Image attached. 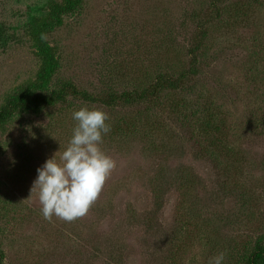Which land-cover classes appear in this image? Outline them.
Listing matches in <instances>:
<instances>
[{
  "label": "rangeland",
  "instance_id": "obj_1",
  "mask_svg": "<svg viewBox=\"0 0 264 264\" xmlns=\"http://www.w3.org/2000/svg\"><path fill=\"white\" fill-rule=\"evenodd\" d=\"M65 1L0 0V108L37 84L40 39L56 66L33 92L43 98L66 84L91 97L140 90L187 71L192 53L199 68L143 103L67 98L0 126L1 264H208L221 251L223 264H245L264 248V0H84L43 35ZM84 106L108 114L100 147L116 167L85 216L46 220L36 170L59 161ZM207 118L222 123L236 165L210 145ZM180 172L192 178L181 189Z\"/></svg>",
  "mask_w": 264,
  "mask_h": 264
},
{
  "label": "clouds",
  "instance_id": "obj_2",
  "mask_svg": "<svg viewBox=\"0 0 264 264\" xmlns=\"http://www.w3.org/2000/svg\"><path fill=\"white\" fill-rule=\"evenodd\" d=\"M76 122L71 138L57 161L49 158L37 168L31 194L37 193L44 219L53 216L65 221L85 216L97 200L116 162L100 147L111 131L109 116L98 108L81 107L72 113ZM226 253L219 252L208 264H223Z\"/></svg>",
  "mask_w": 264,
  "mask_h": 264
},
{
  "label": "trees",
  "instance_id": "obj_3",
  "mask_svg": "<svg viewBox=\"0 0 264 264\" xmlns=\"http://www.w3.org/2000/svg\"><path fill=\"white\" fill-rule=\"evenodd\" d=\"M222 1L223 0L215 1V7L216 4ZM83 2L84 0H66L63 5L54 7L50 12L49 22L41 27V33L44 35L57 29L61 25L62 17L74 13ZM198 31L202 37L205 36L203 23L198 25ZM38 51L39 55L43 58V67L38 73L37 84L24 89V91L20 94L12 96L6 102V104L0 108V126L5 125L13 118L14 115L18 113H28L33 116H39L43 108L52 107L55 104H62L67 100V98L79 99L88 103H100L106 107H114L115 105L119 104L130 105L134 103H143L147 100L156 98L155 96L161 91H181L185 86L186 79L194 78L197 75V69L199 68V61L197 60V57L191 52L192 54H190L192 56L190 58L189 69L187 71L174 77L168 75H158L154 78L152 85L140 90H132L119 95L107 94L102 97H91L86 93L77 90L74 85L66 84L60 91H50L49 95L43 98L37 94H34L33 92H40L46 88L52 74L56 69V66L53 56L49 54L48 48L42 39H40ZM202 123V130H205L204 135L207 134L205 135L206 138L208 139V137H210L209 133H211L213 137L215 136V142L211 141L210 145L216 143L219 151L224 153L225 161L228 160L229 164L232 166L236 165L237 160H235L232 156L233 151L231 146H228L226 143L227 133H223L222 123L216 125L214 124V120L211 118H207ZM202 152H204L205 156H209L208 151L204 150ZM159 179L158 187H155L154 189L155 194H157L155 200L156 211L161 208V198L166 193V190L164 191V187L166 184H168V182L165 181V178L160 177ZM190 180H192V178L189 175L180 172L177 178V183L179 182L178 188L181 189L186 183H190ZM1 263L2 253L0 252V264ZM245 264H264V248L261 247L260 244H257L254 247V251L250 254Z\"/></svg>",
  "mask_w": 264,
  "mask_h": 264
}]
</instances>
